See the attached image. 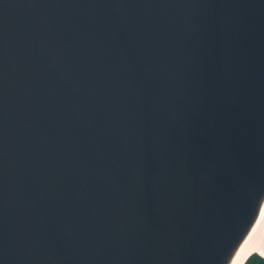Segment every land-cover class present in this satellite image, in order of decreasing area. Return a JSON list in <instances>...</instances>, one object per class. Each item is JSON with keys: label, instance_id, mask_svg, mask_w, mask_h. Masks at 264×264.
I'll use <instances>...</instances> for the list:
<instances>
[{"label": "water", "instance_id": "95a60500", "mask_svg": "<svg viewBox=\"0 0 264 264\" xmlns=\"http://www.w3.org/2000/svg\"><path fill=\"white\" fill-rule=\"evenodd\" d=\"M263 204L264 0H0V264H230Z\"/></svg>", "mask_w": 264, "mask_h": 264}, {"label": "bare ground", "instance_id": "6f19581e", "mask_svg": "<svg viewBox=\"0 0 264 264\" xmlns=\"http://www.w3.org/2000/svg\"><path fill=\"white\" fill-rule=\"evenodd\" d=\"M256 253L264 258V204L255 225L250 230L230 264H242L246 256Z\"/></svg>", "mask_w": 264, "mask_h": 264}, {"label": "trees", "instance_id": "16d2710c", "mask_svg": "<svg viewBox=\"0 0 264 264\" xmlns=\"http://www.w3.org/2000/svg\"><path fill=\"white\" fill-rule=\"evenodd\" d=\"M244 264H264V258L256 253H252Z\"/></svg>", "mask_w": 264, "mask_h": 264}]
</instances>
